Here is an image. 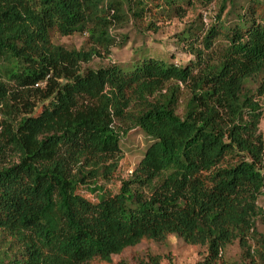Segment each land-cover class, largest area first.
<instances>
[{
  "label": "trees",
  "instance_id": "1",
  "mask_svg": "<svg viewBox=\"0 0 264 264\" xmlns=\"http://www.w3.org/2000/svg\"><path fill=\"white\" fill-rule=\"evenodd\" d=\"M214 2L207 27L197 12ZM189 10V64L145 52L89 66L126 45L117 30L149 20L156 32ZM74 34L88 47L54 42ZM263 117L264 0H0V264H115L171 236L205 248L195 264H264ZM134 129L151 144L130 177L82 196L113 181ZM235 243L240 258L226 260Z\"/></svg>",
  "mask_w": 264,
  "mask_h": 264
},
{
  "label": "rangeland",
  "instance_id": "2",
  "mask_svg": "<svg viewBox=\"0 0 264 264\" xmlns=\"http://www.w3.org/2000/svg\"><path fill=\"white\" fill-rule=\"evenodd\" d=\"M218 11L219 7L214 2L208 9H199L197 13L200 12L203 15L204 22L208 27L213 24L214 17ZM197 13L189 10L187 17L183 20L177 18L171 21L159 19L158 23H156L158 27L156 32L147 30L149 20H146L142 24L141 29L137 24L132 22L116 31L119 36L127 37L126 45L123 48H115L109 57L103 59L94 58L89 66L93 68L105 67L112 64L123 67L130 66L145 52H149L148 54L151 56L179 66L187 65L194 60V57L187 52L184 43L178 41V37L185 29L187 23L195 20ZM54 42L67 48L81 49L88 47L87 36L84 34H74L67 37L55 35ZM223 46L224 43L221 40H217L216 48L219 49ZM137 51H140L139 54H137ZM179 113H182V109L179 110ZM260 131L264 135V117L260 123ZM150 144L151 139L140 129H134L124 135L121 141L124 159L113 181L110 183H100L95 191L81 188L79 193L92 202H97L100 197H109L116 194L123 180L130 177L135 167L143 159ZM258 205L264 209V197L260 198ZM256 226L258 231L264 235V221L260 218L257 219ZM240 253L239 245L235 243L227 249L225 258L226 260L236 261L240 258ZM147 255L160 256L162 264H195L203 259L205 248L188 245L175 236H171L162 244L143 242L134 248L126 250L123 254L115 256L113 260L115 264L120 262L135 264L138 257Z\"/></svg>",
  "mask_w": 264,
  "mask_h": 264
}]
</instances>
